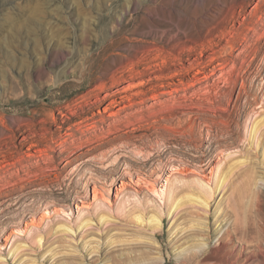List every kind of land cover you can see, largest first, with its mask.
I'll use <instances>...</instances> for the list:
<instances>
[{
	"label": "rangeland",
	"instance_id": "1",
	"mask_svg": "<svg viewBox=\"0 0 264 264\" xmlns=\"http://www.w3.org/2000/svg\"><path fill=\"white\" fill-rule=\"evenodd\" d=\"M0 264H264V0H0Z\"/></svg>",
	"mask_w": 264,
	"mask_h": 264
},
{
	"label": "bare ground",
	"instance_id": "2",
	"mask_svg": "<svg viewBox=\"0 0 264 264\" xmlns=\"http://www.w3.org/2000/svg\"><path fill=\"white\" fill-rule=\"evenodd\" d=\"M125 189H126V186L124 185V184H121V186H119V188H117V194H116V196L117 197H119L120 196V194L122 193V192H124L125 191ZM151 190H152V192L154 193V192H158V190H157V188H154V187H152L151 188ZM202 190V189H201ZM93 193H94V198L96 199V200H102V201H104V202H106L107 203V201L106 200H104V198H105V195L103 194V193H101L100 192V194L98 193V192H96V191H93ZM192 200H194L195 202H198V203H201L202 205L204 204V201H202L201 199H198V198H193ZM206 203V202H205ZM78 207H79V205H78ZM176 211H175V213H174V215L176 214H178L177 213V211L179 210V205H176V209H175ZM80 212V211H79ZM151 220L150 221H153V222H155V224H154V226H155V229L157 228V229H161V227H163V216L161 215L160 217H158L157 215H152V217L150 218ZM156 229V230H157ZM154 230V229H153ZM155 235H158V233L157 234H155ZM152 239H153V237H152ZM154 240V239H153ZM189 259H192V258H189Z\"/></svg>",
	"mask_w": 264,
	"mask_h": 264
}]
</instances>
